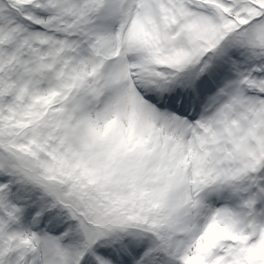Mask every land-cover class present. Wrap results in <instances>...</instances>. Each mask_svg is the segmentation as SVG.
I'll return each mask as SVG.
<instances>
[{
  "label": "snow or ice",
  "instance_id": "1",
  "mask_svg": "<svg viewBox=\"0 0 264 264\" xmlns=\"http://www.w3.org/2000/svg\"><path fill=\"white\" fill-rule=\"evenodd\" d=\"M0 264H264V0H0Z\"/></svg>",
  "mask_w": 264,
  "mask_h": 264
}]
</instances>
